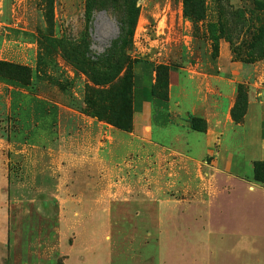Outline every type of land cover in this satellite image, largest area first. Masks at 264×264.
Masks as SVG:
<instances>
[{
  "label": "rangeland",
  "instance_id": "rangeland-1",
  "mask_svg": "<svg viewBox=\"0 0 264 264\" xmlns=\"http://www.w3.org/2000/svg\"><path fill=\"white\" fill-rule=\"evenodd\" d=\"M222 1L136 0L122 44L113 17H88L86 0H0V61L14 64L0 66V83L30 94L7 105L0 91V264H264V193L241 188L264 184L240 156L230 167L247 182L221 192L235 181L205 153L202 119L185 112L188 80L168 129L133 131L137 59L151 64L147 83L166 100L171 71L212 73L229 57L240 121L264 77V50L252 41L264 0H227L226 32ZM84 217L85 238L76 235Z\"/></svg>",
  "mask_w": 264,
  "mask_h": 264
},
{
  "label": "crops",
  "instance_id": "crops-1",
  "mask_svg": "<svg viewBox=\"0 0 264 264\" xmlns=\"http://www.w3.org/2000/svg\"><path fill=\"white\" fill-rule=\"evenodd\" d=\"M237 68L238 64L231 61L229 57L222 58L220 56L217 59V71L212 73L192 67L189 69L188 78H184L182 73L171 71L168 99L162 100L152 95L149 101L137 103L133 113V131L138 136H142L147 128L149 130L152 128L153 135L154 122L159 123L161 128L164 127V130L168 129L169 119L183 113L182 110H178L171 104L176 102L174 93L179 90L184 91L182 81L187 79L190 89L186 101L191 107L185 112L202 119L205 129L200 132L203 138L201 145L205 149V153L213 156V160L218 165V173L223 172L235 181L233 185L227 186L226 190L221 191L226 193H231L232 190L236 192L237 183L247 182L245 178L247 175L238 174L230 167L232 162L237 161L240 156L248 162L264 160V77L255 81L257 87L255 90L248 91L245 111L240 121H235L231 116V108L236 101V82L241 78L238 77L239 72L233 77L230 75H233L234 69L237 71ZM147 76L146 74L142 75V86L147 85ZM5 87H9L10 90ZM0 91L5 93L7 105H9L8 97L12 99L16 93H20L26 102L30 96L26 90L2 83H0ZM145 95L144 90L139 88L137 98H143ZM36 101L43 104L45 99L37 96ZM222 102L226 104L224 108L220 105ZM150 103H152V109L148 108ZM225 126L238 130L237 133H240L241 137L224 135ZM243 185L244 187L241 188H245L246 193L252 190H261L264 193V185ZM82 204L84 205V203ZM76 205L78 204H73L72 208H77ZM165 219L167 218L165 217ZM86 220L87 217H84L82 222L80 220V224H84ZM87 230L85 224L81 225L80 231H77L76 235L78 237L83 235L85 238ZM89 236H92L91 233ZM66 261L68 262L69 258Z\"/></svg>",
  "mask_w": 264,
  "mask_h": 264
},
{
  "label": "trees",
  "instance_id": "trees-1",
  "mask_svg": "<svg viewBox=\"0 0 264 264\" xmlns=\"http://www.w3.org/2000/svg\"><path fill=\"white\" fill-rule=\"evenodd\" d=\"M135 4L136 0H86V13L88 14V17H90L91 14L95 11L108 12L113 17L115 25L118 29V36L116 38V41L118 40L122 44H129L131 42L133 29L139 11V8ZM227 4V0H223L221 2L222 13L224 15L222 22V31L225 32L230 28L229 26L231 23V17L234 15V12L228 8ZM252 41H254L256 44L253 47L254 51L264 50V24L261 23V25L258 27L257 32L253 34ZM136 62L142 63V72L136 73L134 77L136 79V84L133 88V111H135L137 103H140L142 101H149L150 97L154 95L153 85L150 82H148L145 86L141 85L142 75H151V64L148 61H140V59L134 61V63ZM2 65H9L14 67L13 63L0 61V66ZM22 69L23 70L21 71V73H26L25 68ZM1 71L2 70L0 68V75H2ZM8 77L13 78L11 76ZM139 88L144 90L146 95L143 98L141 97L138 99L137 92L139 91ZM191 128L200 130L201 125L199 124V122H192ZM252 177L255 182L264 184V160L253 161Z\"/></svg>",
  "mask_w": 264,
  "mask_h": 264
}]
</instances>
